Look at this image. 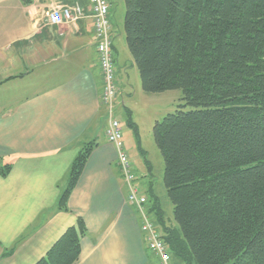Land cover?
I'll return each mask as SVG.
<instances>
[{
    "label": "trees",
    "instance_id": "obj_1",
    "mask_svg": "<svg viewBox=\"0 0 264 264\" xmlns=\"http://www.w3.org/2000/svg\"><path fill=\"white\" fill-rule=\"evenodd\" d=\"M125 5L126 40L143 90L184 92L185 102L153 126L177 226L167 225L159 202L148 206L144 193L149 214H159L161 228L152 220L170 259L264 264V0ZM94 145L75 157L60 210L70 211ZM87 233L78 216L35 264H76Z\"/></svg>",
    "mask_w": 264,
    "mask_h": 264
},
{
    "label": "crops",
    "instance_id": "obj_2",
    "mask_svg": "<svg viewBox=\"0 0 264 264\" xmlns=\"http://www.w3.org/2000/svg\"><path fill=\"white\" fill-rule=\"evenodd\" d=\"M76 2L83 15L75 24L48 20L54 8ZM125 12V0H110L117 109L133 95L132 76L141 80ZM0 82V169L11 166L0 173V264H35L78 216L88 233L76 264H155L106 135L91 0H0ZM89 142L70 211H62L72 163Z\"/></svg>",
    "mask_w": 264,
    "mask_h": 264
},
{
    "label": "rangeland",
    "instance_id": "obj_3",
    "mask_svg": "<svg viewBox=\"0 0 264 264\" xmlns=\"http://www.w3.org/2000/svg\"><path fill=\"white\" fill-rule=\"evenodd\" d=\"M123 71L124 69L121 68V72ZM138 80V76L136 80L132 76L133 95L128 99L124 95L125 104L116 108L115 117L121 124L124 150L133 164L136 184L142 192H146L151 197L148 206L158 200L165 223L177 226L173 203L164 183V159L154 139L153 126L156 121H161L169 113L175 112L179 105L185 102L181 100L184 92L182 89H173L147 93L141 86V80ZM188 108L189 106L184 107V109ZM149 215L161 228L162 223L157 211L152 210ZM149 256L155 264H162L161 260L159 263L158 257L151 252ZM173 263L186 264L180 256L171 254L169 264Z\"/></svg>",
    "mask_w": 264,
    "mask_h": 264
},
{
    "label": "built area",
    "instance_id": "obj_4",
    "mask_svg": "<svg viewBox=\"0 0 264 264\" xmlns=\"http://www.w3.org/2000/svg\"><path fill=\"white\" fill-rule=\"evenodd\" d=\"M91 12L94 32L97 38V51L100 68L103 74L104 89L101 103L108 112L106 135L116 148L117 160L125 183L128 186V201L133 204L142 218L141 229L146 235L148 247L160 258L162 264H169L170 254L161 233L147 211L148 197L141 192L135 183L132 163L124 150L123 134L120 121L115 117L116 100L118 98L116 65L113 53V34L110 20V0H91ZM83 15L82 6L76 2L62 5L47 13L51 23L60 24L64 21L73 24Z\"/></svg>",
    "mask_w": 264,
    "mask_h": 264
}]
</instances>
